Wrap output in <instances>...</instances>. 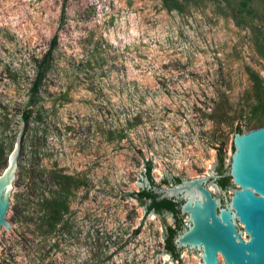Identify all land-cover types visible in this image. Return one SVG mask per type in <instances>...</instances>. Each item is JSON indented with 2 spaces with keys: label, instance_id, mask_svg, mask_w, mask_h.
Segmentation results:
<instances>
[{
  "label": "rangeland",
  "instance_id": "obj_1",
  "mask_svg": "<svg viewBox=\"0 0 264 264\" xmlns=\"http://www.w3.org/2000/svg\"><path fill=\"white\" fill-rule=\"evenodd\" d=\"M184 3L177 10L162 0H0V172L23 110L42 113L43 122L32 120L35 112L24 122L5 215L11 228L0 229V264L169 259L151 260V244L164 245L155 214L129 241L142 209L131 197L120 200L116 184L139 191L142 159L134 148L146 160L153 156L156 184L167 169L193 178L207 169L213 174L216 149L208 144L219 147L221 139L230 156L237 122L242 132L264 124V94L257 97L247 73H258L264 88V0ZM53 36L50 64L32 98L37 65ZM49 171L79 183L62 220L47 232L38 227L37 194L49 198L55 186L32 184L31 176ZM207 187L214 195L216 186ZM166 223L174 227L170 218ZM187 251L182 264H200Z\"/></svg>",
  "mask_w": 264,
  "mask_h": 264
},
{
  "label": "water",
  "instance_id": "obj_2",
  "mask_svg": "<svg viewBox=\"0 0 264 264\" xmlns=\"http://www.w3.org/2000/svg\"><path fill=\"white\" fill-rule=\"evenodd\" d=\"M28 111L36 113L35 118L31 117L34 122H42L40 119L42 113L31 109ZM23 130L24 121L22 120L21 129L16 135L7 164L0 172V229L2 226L6 230L11 228L5 215L10 204L9 197L18 166L17 159L21 150ZM224 145L225 142L221 139H219V147L208 144L209 147L216 149L214 163L210 167L213 174L207 169L209 173L207 175L187 178L182 175H172L171 171L164 166L167 171H163V175L158 179L157 182L160 185L155 183L150 188L157 195L158 200L167 198L178 203L179 215L182 219L187 216L184 221L188 222L187 225L182 221L184 228L173 235V243L178 250H181L180 254L186 247L188 257L192 252L196 258H200V264H220L218 254L221 255L225 264H264V124L242 132L240 123L237 122L235 132L231 136L230 156L226 149L222 151ZM134 150L142 159V168H145L148 161L151 162L152 172L153 156L147 152L146 160L139 148ZM224 157L229 158L227 168H225ZM220 161L224 170L223 175H229L232 180L226 188H221L215 182L218 179L217 167ZM142 168L134 183L138 190L150 186L145 176L146 169L143 172ZM175 177L181 181L173 183L172 179ZM163 180H167L168 184L164 183L165 186H162ZM207 184L216 186L214 195ZM116 187L120 190V200L129 199V197L135 199L134 190L125 192L118 184ZM227 190L233 192L229 194L230 199H228ZM136 202L142 209V217L136 229H132L129 241L140 231L145 218L155 214V220L158 216L161 223L160 233L164 243L166 229H163V226L167 224L166 218H170L174 223L173 216L168 212L147 213L137 200ZM12 230L15 232L13 228ZM15 234L19 236L16 232ZM0 247L3 248L1 244ZM151 248L154 250L151 256L152 263L155 262L157 255H169L165 252L164 245L162 250H158L155 243H152ZM199 251L201 256H198ZM182 258L177 264H182ZM167 261H172L174 264L170 255L168 260L164 259L163 264H167ZM188 264H190L189 260Z\"/></svg>",
  "mask_w": 264,
  "mask_h": 264
},
{
  "label": "trees",
  "instance_id": "obj_3",
  "mask_svg": "<svg viewBox=\"0 0 264 264\" xmlns=\"http://www.w3.org/2000/svg\"><path fill=\"white\" fill-rule=\"evenodd\" d=\"M184 1L187 0H162L163 5L168 9H182L185 5ZM56 36L52 37L49 49L43 55L42 60L37 65V71L35 78L31 86V96L32 98L37 96L38 90L41 86L42 79L51 61V54L56 45ZM247 73L250 80L253 83V88L258 98H261L264 94V88L262 80L258 73L254 70L247 68ZM31 113L28 110H24L22 113V120L27 122L29 120ZM239 130V129H238ZM240 131V130H239ZM2 136L0 134V149L2 148ZM5 167V166H4ZM146 172L145 176L149 181V188H142L138 192H135L133 197L142 205L147 213L154 212L157 214H163L168 212L173 216L174 227L165 224L166 234L164 238V250L168 253L173 260H180V251L175 247L173 243V235L184 228L182 224V217L179 215L178 203L174 202L172 199H157L156 194L152 192L151 186L155 184V181L151 175V162H147L145 166ZM224 170L221 165V161L217 167L218 179L215 182L221 187L226 188L231 180L229 175H223ZM32 184L40 185L44 183L45 186H55L52 190V196L49 198L42 193H38L37 196L40 200V207L38 211L40 215L38 219L41 220L39 228H45L46 231H51L56 227L57 224L62 220L63 214L67 212L68 205L67 200L70 195V191L73 185H78L79 181L72 175L61 174L55 171H49V174L45 175L44 172L38 173L37 175H32ZM173 183H178L181 180L177 177L173 178ZM163 183L168 184L167 180H163ZM160 185V184H158Z\"/></svg>",
  "mask_w": 264,
  "mask_h": 264
},
{
  "label": "built area",
  "instance_id": "obj_4",
  "mask_svg": "<svg viewBox=\"0 0 264 264\" xmlns=\"http://www.w3.org/2000/svg\"><path fill=\"white\" fill-rule=\"evenodd\" d=\"M218 255H219V254H218ZM218 255H217V256H218ZM218 260H219V258H218ZM219 263H220V262H219Z\"/></svg>",
  "mask_w": 264,
  "mask_h": 264
}]
</instances>
